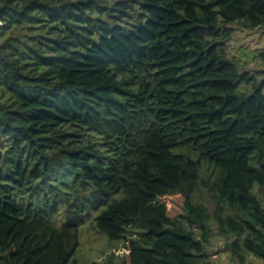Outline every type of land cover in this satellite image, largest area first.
<instances>
[{"label":"trees","instance_id":"trees-1","mask_svg":"<svg viewBox=\"0 0 264 264\" xmlns=\"http://www.w3.org/2000/svg\"><path fill=\"white\" fill-rule=\"evenodd\" d=\"M233 23L264 0H0V264H70L92 211L125 264H209L211 221L264 264V78Z\"/></svg>","mask_w":264,"mask_h":264},{"label":"rangeland","instance_id":"rangeland-1","mask_svg":"<svg viewBox=\"0 0 264 264\" xmlns=\"http://www.w3.org/2000/svg\"><path fill=\"white\" fill-rule=\"evenodd\" d=\"M231 26V36L224 41V48L229 58L233 59L239 70L248 71L258 79L264 78V26L248 30L239 23ZM251 80L242 81L239 86L247 89ZM255 192L257 185L254 186ZM91 188L88 189V192ZM258 196L264 201V190L258 191ZM166 204L168 215L171 217L183 214V197L180 194L167 195L161 198ZM195 201L204 202L209 208L211 218L212 201L204 188L195 195ZM97 212L86 213L84 221L78 225V247L71 257L70 264H89L91 261H100L104 264H125L127 250L124 247L125 239L111 240L104 233L97 230L94 216ZM60 218L59 215H57ZM56 218V216H55ZM211 232L208 234L205 246V259L209 264H263L261 259L248 254L244 260L235 257L229 250L228 242L234 238L224 237L217 232L218 228L211 221Z\"/></svg>","mask_w":264,"mask_h":264}]
</instances>
